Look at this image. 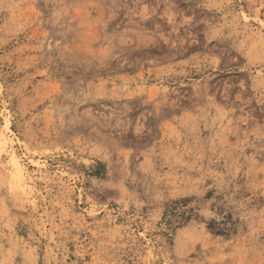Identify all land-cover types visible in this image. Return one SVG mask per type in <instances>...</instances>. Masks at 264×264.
<instances>
[{"label":"rangeland","instance_id":"obj_1","mask_svg":"<svg viewBox=\"0 0 264 264\" xmlns=\"http://www.w3.org/2000/svg\"><path fill=\"white\" fill-rule=\"evenodd\" d=\"M0 264H264V0H0Z\"/></svg>","mask_w":264,"mask_h":264}]
</instances>
